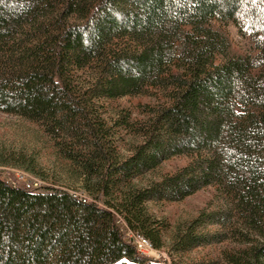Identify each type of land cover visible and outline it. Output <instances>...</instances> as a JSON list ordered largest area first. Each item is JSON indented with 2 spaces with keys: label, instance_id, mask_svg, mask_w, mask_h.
<instances>
[{
  "label": "trees",
  "instance_id": "obj_1",
  "mask_svg": "<svg viewBox=\"0 0 264 264\" xmlns=\"http://www.w3.org/2000/svg\"><path fill=\"white\" fill-rule=\"evenodd\" d=\"M125 98L152 102L108 111ZM0 112L36 124L94 200L0 178V264H156L118 218L156 250L228 243L224 264H264V0H0ZM207 188L221 209L167 245L149 204Z\"/></svg>",
  "mask_w": 264,
  "mask_h": 264
},
{
  "label": "rangeland",
  "instance_id": "obj_2",
  "mask_svg": "<svg viewBox=\"0 0 264 264\" xmlns=\"http://www.w3.org/2000/svg\"><path fill=\"white\" fill-rule=\"evenodd\" d=\"M228 31L234 43L240 46L241 40L237 30L229 27ZM151 102L149 98H125L111 104L108 111L111 113L117 107H122L131 109L138 115L139 106ZM186 163L185 158L171 159L157 170L155 177L175 172ZM27 166H31L34 171H27L25 169ZM0 178L17 185L31 184L34 190L47 187L65 189L81 198L94 201L83 190L81 179L76 177L72 166L59 157L48 137L36 124L2 112H0ZM218 198L214 188H207L181 202L151 203L149 209L157 219L170 224L173 233L167 234L168 245L177 228H185L203 212L211 213L221 209ZM199 231L204 234H215L220 231V227L206 224L204 229ZM228 245L222 243L202 246L179 255L172 254L168 246L162 250L152 248L147 257L150 260H160L162 264H173L175 261L178 264H224L222 252Z\"/></svg>",
  "mask_w": 264,
  "mask_h": 264
},
{
  "label": "built area",
  "instance_id": "obj_3",
  "mask_svg": "<svg viewBox=\"0 0 264 264\" xmlns=\"http://www.w3.org/2000/svg\"><path fill=\"white\" fill-rule=\"evenodd\" d=\"M6 182L8 184H12V183H9L8 181ZM12 185L17 186V184H14V183ZM22 185L25 186V188H27L28 190H34L33 185L31 184L22 183ZM117 224L121 228L128 242L136 246V251L138 253H144V257L149 259L147 255H148V252L151 250L150 243H144L143 237H141L139 233L133 232L132 230H130L126 226L125 223H120V218H118ZM151 261L156 264H162V262L157 259L151 260Z\"/></svg>",
  "mask_w": 264,
  "mask_h": 264
},
{
  "label": "bare ground",
  "instance_id": "obj_4",
  "mask_svg": "<svg viewBox=\"0 0 264 264\" xmlns=\"http://www.w3.org/2000/svg\"><path fill=\"white\" fill-rule=\"evenodd\" d=\"M27 189V188H26ZM142 237V236H141ZM143 240H144V243H150L148 240H146L145 238H143ZM150 247H151V249H152V246H151V244H150ZM135 248H136V246H135ZM139 254H144V253H139Z\"/></svg>",
  "mask_w": 264,
  "mask_h": 264
}]
</instances>
